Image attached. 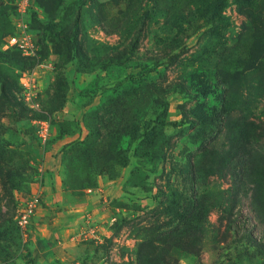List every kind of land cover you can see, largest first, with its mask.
Segmentation results:
<instances>
[{"label": "rangeland", "instance_id": "1", "mask_svg": "<svg viewBox=\"0 0 264 264\" xmlns=\"http://www.w3.org/2000/svg\"><path fill=\"white\" fill-rule=\"evenodd\" d=\"M17 19L0 0V264H264V0H33L29 54Z\"/></svg>", "mask_w": 264, "mask_h": 264}, {"label": "built area", "instance_id": "2", "mask_svg": "<svg viewBox=\"0 0 264 264\" xmlns=\"http://www.w3.org/2000/svg\"><path fill=\"white\" fill-rule=\"evenodd\" d=\"M32 3L33 0H14L15 10L18 16L15 23L16 32L8 36L7 39L9 45L17 44L26 54L31 53L34 49V41L29 32L28 24L26 23V16L30 12ZM27 83L24 82V85L27 86ZM36 132L43 140L48 139L50 130L47 121L39 120L36 123ZM38 205L39 197L37 192L20 199L18 202L15 222L23 232L30 227Z\"/></svg>", "mask_w": 264, "mask_h": 264}, {"label": "crops", "instance_id": "3", "mask_svg": "<svg viewBox=\"0 0 264 264\" xmlns=\"http://www.w3.org/2000/svg\"><path fill=\"white\" fill-rule=\"evenodd\" d=\"M73 210H74V213H75V211H76V210H75V206H74V209H73Z\"/></svg>", "mask_w": 264, "mask_h": 264}]
</instances>
